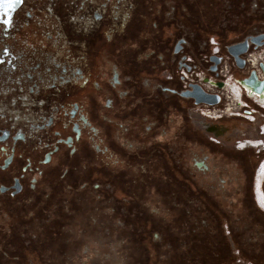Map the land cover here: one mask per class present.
Segmentation results:
<instances>
[{"label": "flooded vegetation", "instance_id": "obj_1", "mask_svg": "<svg viewBox=\"0 0 264 264\" xmlns=\"http://www.w3.org/2000/svg\"><path fill=\"white\" fill-rule=\"evenodd\" d=\"M263 35L264 0L0 3V264H105L88 245L123 244L125 228L137 240L142 225L156 239L154 217L173 207L181 228L213 218L233 256L229 219L247 220L248 199L259 209L264 150L221 138L240 124L260 139L264 107L243 95L240 116H218L225 97L205 84L222 88L227 59L253 88L244 57ZM239 45L242 68L227 52ZM195 89L217 104H195ZM62 243L86 246L66 259Z\"/></svg>", "mask_w": 264, "mask_h": 264}, {"label": "trees", "instance_id": "obj_2", "mask_svg": "<svg viewBox=\"0 0 264 264\" xmlns=\"http://www.w3.org/2000/svg\"><path fill=\"white\" fill-rule=\"evenodd\" d=\"M245 206L247 207L248 211L246 217L247 220L244 219L243 221L240 215H236L233 223L229 219V231L232 234L234 243L237 245V248L244 255V257H246L251 262L264 264V213L261 212L249 199L248 204L245 203ZM182 215L183 214L181 213L179 224L183 222ZM256 219L262 221L263 227L257 225L258 221H256ZM204 220H206L205 226L202 225L200 219H196L195 224L192 222L189 223V227L187 228L174 226V229H177L175 233L181 234L180 236L183 237L182 245L178 244L179 240L177 238L176 240L172 241V239H169L166 236L164 239L163 234H157L158 237L156 239H154L152 235L151 237H148L149 232L146 233L147 228L142 225L141 229L139 230L141 236L140 238L137 237V240H134L133 233L131 234L127 232V230L129 231L131 228H125V243L119 244L115 242H109V244H107L104 240H102V244L96 242L95 244L91 245L90 249L99 247L100 249H104L103 251L107 253H112L111 251L120 252L123 255L121 260L124 264H130L131 262L132 264H173V257H171V254H173V249H181L182 247L183 252H193L194 255H196V252L201 250L206 252V256L204 258H200L198 256H194L193 258H179L176 259V261L178 260L177 264H232L233 256L229 255L228 257L226 254L227 243L223 233L219 235L220 239H218L216 234L217 228H209L207 226L214 219L205 217ZM111 230L114 231V228H111ZM117 231H120V229L118 228ZM201 232L205 233V238L203 235H201ZM201 238L204 239L201 240ZM211 238L214 239L212 240ZM105 247H107V249ZM97 251L98 249L94 250V252ZM134 253H139V256H137L136 259L134 258L133 260H130L131 257L129 256ZM140 255L145 256V259L141 258ZM109 261L112 260L110 259ZM99 262L103 263L104 260H99Z\"/></svg>", "mask_w": 264, "mask_h": 264}, {"label": "rangeland", "instance_id": "obj_3", "mask_svg": "<svg viewBox=\"0 0 264 264\" xmlns=\"http://www.w3.org/2000/svg\"><path fill=\"white\" fill-rule=\"evenodd\" d=\"M223 117H225V116H223ZM229 124L231 125V124H234V123H231L230 122ZM228 125H225V127H227ZM242 134L245 135L243 137V139H247V140H249L251 142L255 141L254 139L253 140L251 139L255 134L252 132L251 129H249V126L240 125V124H237L236 127H234L232 125L230 126V128L227 127L226 135L223 136L221 139L224 140V142L226 144L231 145L232 141L241 140L240 137H241ZM207 137H208V135H207ZM254 150H256V148ZM254 150H249V156H251V158H253L255 156V151ZM259 162H261L260 159H259L257 165L259 164ZM257 165H256V170H255V176L257 174V168H258ZM255 176L253 178V195H254V200L256 202L255 193H254ZM258 203H259L258 207L260 206L259 207V210H261V211L264 212V197H262V199H260V197L258 196ZM175 207H176V205H175ZM173 208H169L167 210L166 209H163L158 214V216L156 218L154 217L153 224L155 225V227H154V229L153 228L151 229L152 230V233L151 234H161V235L163 234V237L165 239L166 236L168 237V235H166V234L169 231L170 232H173V236H171L172 241L176 240V238H177L179 240L178 241L179 242L178 244H181L182 245L183 237L180 236L181 234L175 233L177 229H174V226H176V224H174L175 223V219L176 218H179L181 216V210H180V208H176V209H173ZM256 221L259 222V223L257 222V225L262 226V221L257 220V219H256ZM167 222H169V223H167ZM257 227H259V226H257ZM224 230H227V229H224ZM201 235H203V234H201ZM106 237L107 238L105 239V241H106L107 244H109V242H110V235H109V239H108V236H106ZM148 237H151V235H149ZM203 237L205 238L204 235H203ZM111 238H112V235H111ZM120 243H122V241H120ZM74 246H75V244H72V243H62L61 246H60V255H61V258L68 259L69 257H71V254L74 251L77 252V253L83 252V250H84V248H85L86 245L84 246L82 243H79L78 245L76 244V250H74ZM88 247H91V244L88 245ZM105 248L107 249V247H105ZM232 248H233V260H232V264H258L257 262H251L250 260L243 258L241 256V254H239V252H238L239 249L237 248V245L236 244H235V246L232 245ZM49 251H50V248H49ZM89 251H90V249H89ZM91 252H93V251H90V253ZM111 252H112L111 255L109 253V257L108 256L107 257H105V256L103 257L102 254L100 255L101 259L104 260L103 263H105V264H111V262H112V264L113 263L114 264L115 263L116 264H124L123 261L121 260L123 258L122 257L123 255L120 252H113V251H111ZM184 252L182 251V247H181V249H173V254H171V257H173V261H174L173 264H177L178 263V260L176 261V259L183 258V257H191V258H193L194 256H196V257L198 256L200 258H204L206 256V252L201 251V250L199 252H196L197 253L196 255H194L193 252H185V253ZM56 253H57V246L52 245L51 254L54 255ZM138 254L139 253H134V254L130 255L129 256V257H131L130 260H133L134 258L136 259L137 256H139ZM140 257L143 258V259H145V256L140 255ZM106 259H108V260H106ZM110 259L112 261H109ZM118 262H122V263H118ZM63 264H65V263H63ZM130 264H132V262Z\"/></svg>", "mask_w": 264, "mask_h": 264}, {"label": "built area", "instance_id": "obj_4", "mask_svg": "<svg viewBox=\"0 0 264 264\" xmlns=\"http://www.w3.org/2000/svg\"><path fill=\"white\" fill-rule=\"evenodd\" d=\"M213 46V53L216 54L217 48L213 44V40L210 41ZM248 67L246 74L249 75V72H254L257 82H262L264 84V46L259 48L256 51H253L249 54H246L244 57ZM200 79L203 78L202 75H198ZM219 76H221V80H223V85L221 89H217L215 85V81L213 79H208L205 84L207 90L212 92H217L222 94L225 97L226 103L221 108L214 107L217 110L218 116H240V109L246 106V103L243 102L242 96L245 95L252 102L259 103L262 107H264V97L261 94H257L253 88L247 87L243 85L239 80H235L234 75L231 73V69L229 64L226 61H223L221 66L219 67ZM250 93V95H249ZM262 98L260 102L259 99ZM211 111H214L211 110ZM213 118L216 117V113L213 112ZM252 119L249 116V120ZM262 137L253 142L249 141V147L256 148L258 150H264V126L261 127ZM239 147H244V144H241ZM264 168V160L260 162L258 165L257 171Z\"/></svg>", "mask_w": 264, "mask_h": 264}, {"label": "water", "instance_id": "obj_5", "mask_svg": "<svg viewBox=\"0 0 264 264\" xmlns=\"http://www.w3.org/2000/svg\"><path fill=\"white\" fill-rule=\"evenodd\" d=\"M251 42L253 43V45L255 47H260V46L264 45V35L260 36L258 38L252 39ZM227 52L231 57H233V59L236 63V66L238 68H242L243 67V61L241 60L240 56L246 52L245 45L229 47V48H227ZM211 61L214 62V64L218 63L217 58H211ZM214 70H215V68L212 67L211 71H214ZM245 83L252 85L253 88L258 90V91L261 90L263 87V83L257 82L255 74L253 72L251 73L249 79L245 80ZM218 86H220V85H218ZM189 96L195 100V104L203 103V104H207V105H215L218 102L217 96L207 95L199 89H195V91L192 92L191 94H189Z\"/></svg>", "mask_w": 264, "mask_h": 264}, {"label": "bare ground", "instance_id": "obj_6", "mask_svg": "<svg viewBox=\"0 0 264 264\" xmlns=\"http://www.w3.org/2000/svg\"><path fill=\"white\" fill-rule=\"evenodd\" d=\"M249 95H250V93H249ZM259 101L261 102L262 101V98H260L259 99ZM262 173H264V168H261V170H258L257 171V179H255V182L257 181V185H256V187H257V193H258V196L260 197V199H262V195L259 193V187H260V185L262 184V181L264 180V175H262ZM263 179V180H262ZM258 196H257V200H258Z\"/></svg>", "mask_w": 264, "mask_h": 264}, {"label": "snow or ice", "instance_id": "obj_7", "mask_svg": "<svg viewBox=\"0 0 264 264\" xmlns=\"http://www.w3.org/2000/svg\"><path fill=\"white\" fill-rule=\"evenodd\" d=\"M3 2H4V0H0V3H3ZM4 23H5V24H9V23H10V20H9V19H5V20H4Z\"/></svg>", "mask_w": 264, "mask_h": 264}]
</instances>
